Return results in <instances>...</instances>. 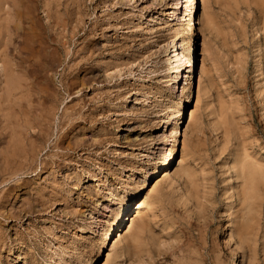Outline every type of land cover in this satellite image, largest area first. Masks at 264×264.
Segmentation results:
<instances>
[{
	"label": "rangeland",
	"instance_id": "obj_1",
	"mask_svg": "<svg viewBox=\"0 0 264 264\" xmlns=\"http://www.w3.org/2000/svg\"><path fill=\"white\" fill-rule=\"evenodd\" d=\"M3 1L12 15L1 17L22 28L12 63L27 89L26 123L0 127V264H264V0H207L204 36L191 13L202 0ZM37 37L61 43L54 65L39 63ZM46 112L50 135L32 160L26 142ZM92 112L97 121H75Z\"/></svg>",
	"mask_w": 264,
	"mask_h": 264
},
{
	"label": "bare ground",
	"instance_id": "obj_2",
	"mask_svg": "<svg viewBox=\"0 0 264 264\" xmlns=\"http://www.w3.org/2000/svg\"><path fill=\"white\" fill-rule=\"evenodd\" d=\"M10 1V0H9ZM68 1V0H67ZM84 1V0H83ZM82 1V2H83ZM5 1H3V0H0V21H3V23H0V31H2V32H4V33H6L5 34V38H3V36L1 37V34L2 33H0V127L2 126V128H4L3 130L4 131H7V127H8V125L10 126V124H11V126L13 127V124L12 123H15V124H17V125H21V123L23 122V111H24V107H23V105H22V103H21V100H23L24 98V96H23V94H24V89L26 88H24V87H22V82H20V80H21V64H14V63H12V62H14V61H16V59L17 58H19V59H22L21 57H20V55L22 54V48L23 47H25L26 48V46L24 45L23 47H21V45H22V43H23V36H22V33L21 32H19L22 28H21V25L18 23V24H14L9 18L8 19H5V18H3V17H1V12H3L2 11V8H4L3 10H4V13H6L7 15L9 14V15H12V14H10V10H6L5 9V7H1V5L4 3ZM6 2H8L7 0H6ZM136 2V1H135ZM195 2V1H194ZM194 2H193V5H194ZM202 2V5H203V8H201V6H200V9L198 8V9H196L195 8V6H194V8L192 9V11H191V13L192 14H194V21H193V24H192V27L194 26V27H196L197 28V35L198 36H204L205 35V28H204V23H205V21L207 20V18H208V14H209V11L207 10V0H202L201 1ZM23 3V2H22ZM61 3V2H60ZM59 3V4H60ZM13 4V7L14 8H17V7H19V5H20V0L19 1H16L15 2V0H14V2L12 3ZM52 4V3H51ZM70 4V3H69ZM74 4V3H73ZM76 4V3H75ZM74 4V5H75ZM82 4V3H81ZM10 5V4H9ZM47 5H49V4H47ZM56 5H57V3H56ZM77 5V4H76ZM192 5V6H193ZM3 6H4V4H3ZM12 6V5H11ZM46 6V5H45ZM61 6V5H60ZM79 6V5H78ZM189 6V5H188ZM199 6V5H198ZM197 6V7H198ZM10 7V6H9ZM47 7H49V6H47ZM51 7V6H50ZM70 7V6H69ZM12 8V7H11ZM25 8V7H24ZM52 8H54V7H52ZM58 8V7H57ZM9 9V8H8ZM18 9V8H17ZM16 9V10H17ZM45 9H47V8H45ZM51 9V8H50ZM191 9V8H190ZM189 9V10H190ZM15 10V9H14ZM49 9H47V11H48ZM70 9H68L67 7H65V13H67L66 14V21L63 23V27H64V29H65V31L67 30L68 31V27H69V22L71 21V20H69V14H70V16H71V13H70V11H69ZM210 10V9H209ZM45 11V10H44ZM51 11H53V9L51 10ZM55 12H57L56 10H54ZM58 11H59V9H58ZM62 11V10H61ZM188 11V10H187ZM12 12V11H11ZM18 12V11H17ZM20 12V11H19ZM50 12V11H49ZM54 12V13H55ZM189 12V11H188ZM207 12H208V14H207ZM13 13V12H12ZM21 13V12H20ZM58 13V12H57ZM50 14H52V13H50ZM56 14V13H55ZM190 14V13H189ZM22 15V14H21ZM17 16H18V14H17ZM48 16V15H47ZM51 16V15H50ZM65 16V15H64ZM193 16V15H192ZM6 17V16H5ZM49 17V16H48ZM52 17H53V14H52ZM51 17V18H52ZM56 17H59V16H57L56 15ZM50 18V19H51ZM53 18H55V17H53ZM64 18V17H63ZM190 18V17H189ZM57 19V18H56ZM60 19V18H59ZM73 19V18H72ZM20 20V19H19ZM18 20V21H19ZM48 20H49V18H48ZM54 20V19H53ZM67 20H69L68 22H67ZM74 20V19H73ZM191 20V19H190ZM209 25H212V24H214V18L212 19V18H210V16H209ZM49 22V21H48ZM189 22H191V21H189ZM215 22H216V20H215ZM50 23H52V22H50ZM47 24H49V23H47ZM73 24V23H72ZM190 24V23H189ZM42 25V24H41ZM46 25V24H45ZM46 26H48V25H46ZM59 26H61L60 25V23H58V22H54L53 21V23H52V28H53V30H51V29H49V30H51V31H55V28L57 27H59ZM50 27V26H49ZM112 27V26H111ZM98 28V27H97ZM210 29H211V27H209ZM208 28V29H209ZM74 29V28H73ZM209 29V30H210ZM38 30V29H37ZM59 30V29H58ZM57 30V31H58ZM60 30H61V28H60ZM92 30H94L93 28H92ZM96 30V29H95ZM98 30V29H97ZM180 30V29H179ZM212 30V29H211ZM216 30V29H215ZM23 31V30H22ZM40 31V30H39ZM63 31V30H62ZM37 32V31H36ZM61 32V31H60ZM179 32V31H178ZM66 33V32H65ZM88 33V32H87ZM51 34V33H50ZM58 34H60V33H58ZM61 34L63 35V33L61 32ZM60 34V35H61ZM68 34V33H67ZM90 34L92 35H94V37L92 38H90V39H92V40H89L90 41V45H91V43H93V42H95L97 39H96V36H97V34H95V31L93 32V31H91L90 32ZM178 34H181V33H178ZM4 35V34H3ZM34 35V34H33ZM56 35V33H53L52 34V37H56L55 36ZM57 36H59V35H57ZM67 36V35H66ZM174 36V35H173ZM175 36H176V34H175ZM196 36V35H195ZM85 37V36H84ZM177 37V36H176ZM175 37V38H176ZM181 37V36H180ZM50 38H51V35H50ZM67 38V37H66ZM75 38V37H74ZM80 38V37H79ZM87 38V37H86ZM178 38V37H177ZM183 38V37H182ZM33 39V38H32ZM31 39V40H32ZM34 39H35V37H34ZM82 39V38H81ZM80 39V40H81ZM39 40H41V37H37V41H36V47H39V49H38V54H39V57H40V59H39V63L40 64H42L44 61H46V62H50V61H52V63H53V65H54V62H53V57H55L54 56V53L56 52V50H60V47H61V43H57V39L56 38H54V42H55V44L54 45H49L47 48H46V45H41L40 43V41ZM62 40H64V39H62ZM26 41H28V40H26ZM30 41V40H29ZM51 41V40H50ZM67 41H69L68 39H67ZM85 41V40H84ZM92 41V42H91ZM182 41V40H181ZM35 42V41H34ZM59 42V41H58ZM64 41H62V43H63ZM71 42V41H70ZM86 42H87V40H86ZM85 42V43H86ZM31 43H33V41H31ZM58 45H57V44ZM73 43V42H72ZM24 44V43H23ZM26 44H27V42H26ZM67 44H69L68 42H66V43H64L63 44V48L65 47V46H67ZM81 44V43H80ZM94 44V43H93ZM29 45V44H28ZM27 45V46H28ZM33 45V44H32ZM70 45V44H69ZM68 45V46H69ZM77 45V44H76ZM182 45V44H181ZM34 46V45H33ZM52 46H54L53 47V49L51 48ZM81 46V45H80ZM110 46V45H109ZM121 46V45H120ZM29 47V46H28ZM78 47V46H77ZM95 47V48H94ZM94 47H92V49H91V51L88 49V51L89 52H91V56H88V54H87V59H85V60H87V62L89 63V59L90 58H92V56L96 53V50L98 51V50H100V48H97L96 46H94ZM104 47V46H103ZM66 48V47H65ZM111 48H113V47H111ZM70 49V48H69ZM83 49V48H82ZM81 49V50H82ZM37 50V49H36ZM63 50H65V49H63ZM145 50V49H144ZM183 50V49H182ZM204 50V49H203ZM65 51H67V50H65ZM69 51V50H68ZM80 51V50H79ZM79 51H77V52H79ZM84 51V50H83ZM112 51V50H111ZM167 51V50H166ZM81 52V51H80ZM146 52V51H145ZM176 52V51H175ZM203 52V51H202ZM63 53V52H62ZM101 53V52H100ZM111 53V52H110ZM122 53H124V52H122ZM31 54H33V53H30V55ZM56 54V53H55ZM74 54V53H73ZM97 54V53H96ZM103 54V53H102ZM34 55V54H33ZM33 55H31V56H33ZM63 55V54H62ZM67 55H69V54H67ZM78 55V54H77ZM135 55V54H134ZM139 55V54H138ZM141 55V54H140ZM201 55H203V53H201ZM37 56V55H36ZM66 56V55H65ZM64 56V57H65ZM75 56H76V54H75ZM97 56H98V54H97ZM81 57V56H80ZM95 57V56H94ZM142 57V56H141ZM144 57V56H143ZM55 58H57V57H55ZM54 58V59H55ZM58 58H60L61 59V57H58ZM83 58V57H82ZM99 58V57H98ZM130 58H132V57H130ZM135 58V57H134ZM84 59V58H83ZM139 59V58H138ZM137 59V60H138ZM170 59V58H169ZM48 60V61H47ZM58 60V59H57ZM91 60V59H90ZM176 60V59H175ZM178 60V59H177ZM37 61V60H36ZM127 61V60H126ZM146 61V60H145ZM170 61V60H169ZM172 61H173V59H172ZM85 62V61H84ZM83 62V63H84ZM138 62V61H137ZM168 62V61H167ZM178 62V61H177ZM51 63V64H52ZM59 63V62H58ZM75 63V65H76V62H74ZM78 63V62H77ZM99 63V62H98ZM116 63V62H115ZM166 63V62H165ZM168 63H170V62H168ZM40 64H37V63H35V65H36V67L39 69V70H41V68H42V66L40 65ZM85 64V63H84ZM93 64V63H92ZM119 64V63H118ZM130 64V63H129ZM128 64V65H129ZM147 64V63H146ZM178 64V63H177ZM44 65H46V64H44ZM53 65H52V68H53ZM78 65V64H77ZM77 65H76V67H77ZM80 65V64H79ZM78 65V66H79ZM87 66L85 67V68H87V70H90V69H92V66H91V64H86ZM115 65V64H114ZM121 65V64H120ZM124 65V64H123ZM123 65H121V66H123ZM141 65V64H140ZM193 65H195V64H193L192 63V61L191 60H189V59H185V64H184V67L185 68H189V69H191L192 67H193ZM46 66H48V65H46ZM50 66V65H49ZM58 66V65H57ZM71 66V65H70ZM107 66V65H106ZM119 66V65H118ZM130 66V65H129ZM75 67V66H74ZM73 66H72V68H74ZM109 67H110V65H109ZM117 67V66H116ZM31 68H32V66H31ZM34 68V67H33ZM32 68V69H33ZM70 68V67H69ZM101 68V67H100ZM115 68V67H114ZM126 68V67H125ZM128 68V67H127ZM177 68V67H176ZM184 68V69H185ZM105 69H106V67H105ZM120 69V68H119ZM129 69V68H128ZM43 70V69H42ZM47 70V69H46ZM45 70V71H46ZM71 70V69H70ZM122 70V69H121ZM32 71V70H31ZM44 71V72H45ZM105 71V70H104ZM110 71V70H109ZM117 71V70H116ZM119 71V70H118ZM132 71V70H131ZM178 71V70H177ZM181 71V70H180ZM179 71V72H180ZM185 71V70H184ZM34 72V71H33ZM43 72V71H42ZM44 72L42 73V74H44ZM121 72V71H120ZM186 72V71H185ZM206 72V71H205ZM71 73H73L72 72V70H71ZM132 73H133V71H132ZM199 73V72H198ZM197 74V73H196ZM39 75V74H38ZM132 75V74H131ZM45 76V75H44ZM68 76V75H67ZM88 76V75H87ZM111 76V75H110ZM119 76H121L120 74H119ZM196 76V75H195ZM41 77V76H40ZM66 76H64V78H65ZM115 77V76H114ZM198 77V84H200L202 81H203V74L200 72L197 76H196V78ZM48 78V77H47ZM187 79V78H186ZM22 81V80H21ZM23 89V90H22ZM27 89V88H26ZM26 89H25V91H26ZM100 90V89H99ZM42 91V90H41ZM43 92V91H42ZM140 92V91H139ZM199 92V91H198ZM27 93V92H26ZM40 94V93H39ZM48 96V95H47ZM102 97V96H101ZM50 97L48 96V99H49ZM44 99V98H43ZM53 99V98H52ZM101 99V98H100ZM45 100V99H44ZM103 101V100H102ZM24 103V102H23ZM48 103V102H47ZM40 104V103H39ZM25 105V104H24ZM33 105V104H32ZM44 105V104H43ZM96 105V104H95ZM100 106V105H99ZM27 108V107H26ZM34 108V107H33ZM82 108V107H81ZM31 109H32V107H31ZM30 109V110H31ZM95 109V108H94ZM93 109V110H94ZM99 109V108H98ZM100 109H102V107H100ZM27 111H28V109H26ZM29 110V111H30ZM49 110H50V108H49ZM77 110V109H76ZM79 110V109H78ZM81 110V109H80ZM26 111V112H27ZM28 111V112H29ZM84 111V110H83ZM82 111V112H83ZM38 112V111H37ZM48 113H49V111H47ZM47 112H46V114L45 115H42V114H39V115H37V116H39L38 117V119H37V125H36V127H34L35 129H33L34 131L33 132H29V135L31 136V137H34V141H29V139H27V141L28 142H26V144L28 143L29 144V146H28V144H27V146L28 147H30V152H29V158L30 159H34V157L36 156V155H38L41 151H43L44 150V144H45V141H46V139H48L47 137L50 135V120L48 119L49 117L47 116ZM77 112V111H76ZM79 112V111H78ZM193 112V111H192ZM30 113H31V111H30ZM29 113V114H30ZM66 113V112H65ZM100 113V112H99ZM98 113V114H99ZM194 113V112H193ZM193 113H191V115H190V120H189V125L191 124V122L193 121V118H194V115H192ZM38 114V113H37ZM67 114V113H66ZM74 114H76V113H74ZM78 114V113H77ZM76 114V115H77ZM101 114V113H100ZM25 115V114H24ZM36 115V114H35ZM41 115V116H40ZM49 115V114H48ZM65 115V114H64ZM70 115V114H69ZM73 114H71V116H72ZM97 115V114H96ZM50 116V115H49ZM68 115H65V117H67ZM99 116V115H98ZM75 117V116H74ZM96 117L97 116H95V113L94 112H92L91 114H86V113H81V116L78 118V117H76V119H75V121H79V120H82V121H85V122H94V121H97V119H96ZM63 118V117H62ZM69 117H67V119H68ZM101 118V117H100ZM36 119V118H35ZM65 119V118H64ZM64 119H62V120H64ZM25 121H26V119H24ZM49 120V121H48ZM61 120V119H60ZM66 120V119H65ZM70 120V119H69ZM12 122V123H11ZM71 122V121H70ZM24 123H26V122H23L22 124H24ZM77 124H79V122H74V123H72L70 126H72V128L74 129V128H76V125ZM19 125V126H20ZM28 125V124H27ZM66 125H67V123H66ZM65 125V126H66ZM189 125H188V127H189ZM15 126V125H14ZM23 126H25V125H23ZM63 126H64V121H61L60 122V124H59V126L58 127H60V128H63ZM17 127V126H16ZM57 127V128H58ZM11 128V127H10ZM20 128H22L21 126H20ZM32 128V127H31ZM72 128H68V130H66V132L64 131V133L63 134H61V135H59L58 137H57V140H56V147H59V145L60 144H62L63 142H64V139H66V137H67V135L68 134H71L70 132H71V130H72ZM15 129V128H14ZM18 129V128H17ZM25 129V128H24ZM64 129V128H63ZM29 130V129H28ZM1 131H2V129H1ZM1 131H0V133H1ZM10 131H14V132H10ZM26 130H24V132H25ZM9 132L11 133V137L13 136L12 134H20L21 135V133H22V130L20 129L19 130V132H21V133H19L18 131H16V130H13V129H9ZM23 132V133H24ZM28 132V131H27ZM51 132H53V131H51ZM4 133V132H3ZM185 133H186V130H185ZM2 134V133H1ZM24 134H26V132L24 133ZM54 134V133H53ZM10 135H9V133H8V135H7V137H9ZM15 137H19V135H14ZM14 136L12 137V138H8L9 139V141L10 140H12L13 138H14ZM22 136H23V134H22ZM25 136H27V134L25 135ZM71 136V135H70ZM4 137V136H3ZM5 137H6V135H5ZM54 137V136H53ZM101 137V136H100ZM0 138H1V135H0ZM19 138H22L21 136L19 137ZM18 138V139H19ZM27 138V137H26ZM26 138H24V139H26ZM30 138V137H29ZM105 138V137H104ZM3 139V138H2ZM31 139V138H30ZM52 139V138H51ZM19 140H22V139H19ZM98 140H100V138L98 139ZM104 140V139H103ZM13 141V140H12ZM12 141H10V142H12ZM17 142H18V140H16ZM15 141V142H16ZM22 141H24V140H22ZM48 141V140H47ZM9 142V143H10ZM14 142V141H13ZM14 142V143H15ZM20 142L21 141H19V144H20ZM8 143V144H9ZM97 143V142H96ZM103 143V142H102ZM2 144V143H1ZM12 144V143H11ZM17 145H18V143H17ZM46 145V144H45ZM70 145H72V144H70ZM98 145V144H97ZM13 146V145H12ZM16 146V145H15ZM20 146V145H19ZM44 146V147H43ZM21 147V146H20ZM22 147H24V145H22ZM28 147L26 148V147H24V149L26 148V149H28ZM55 147V148H56ZM60 147H61V145H60ZM76 147V146H75ZM98 147V146H97ZM4 148V147H3ZM8 148V147H7ZM21 149V148H20ZM19 148H18V151L20 150ZM25 149V150H26ZM47 149V148H46ZM13 150V149H12ZM23 152H22V154H24V150H22ZM42 153V152H41ZM17 155H18V153H17ZM20 155V154H19ZM27 155V154H26ZM54 155H56V154H54ZM22 156V155H21ZM25 156V155H24ZM23 156V157H24ZM28 156V155H27ZM40 156V155H39ZM13 157V156H12ZM23 157H21V158H23ZM38 157V156H37ZM64 157V156H63ZM20 158V157H19ZM25 158H26V160H28L29 161V158H27L26 156H25ZM61 158H62V156H61ZM166 157H163V160L165 159ZM161 159V158H160ZM7 160H9V159H7ZM6 159H5V162L7 161ZM13 160V159H12ZM15 160V159H14ZM35 160V159H34ZM168 160V159H167ZM18 161V160H17ZM21 161H22V159H21ZM52 161H53V159H52ZM159 161V160H158ZM162 161V160H161ZM11 161H8V162H6L7 164L8 163H10ZM19 162V161H18ZM23 162V161H22ZM6 163H5V165H6ZM13 163V162H12ZM17 163V162H16ZM23 163H25V162H23ZM23 163H21L22 165H23ZM32 163V162H31ZM31 163H29L30 165H31V167H32V164ZM53 163V162H52ZM164 162L162 161L161 162V164H163ZM2 164V163H1ZM54 165H55V163H53ZM19 165H20V163H19ZM26 165H28V164H26ZM30 165H28V166H30ZM43 165V164H42ZM3 166H4V163H3ZM10 166V165H9ZM11 166H12V164H11ZM21 166V165H20ZM5 167V166H4ZM27 167V166H26ZM34 167V166H33ZM47 167H48V165L47 164H45V165H43V168H42V170H46L47 171ZM159 167V166H158ZM7 168H8V166H7ZM6 167L4 168V171H6L5 169H7ZM12 168V167H11ZM24 168V167H23ZM2 170V169H1ZM9 170H10V168H9ZM8 171V170H7ZM12 171H13V169H12ZM1 172H3V170L1 171ZM4 173V172H3ZM6 173V172H5ZM251 184V183H250ZM54 187V186H53ZM55 189H56V187H54ZM54 192V191H53ZM55 193V192H54ZM56 194V193H55ZM142 200V201H141ZM140 201H138L136 204H135V206H137L136 208H134L135 209V211L134 212H136V216L131 220V222H134L136 219V217L137 216H140L141 214H142V212H143V209L145 208V206L147 205V198H145V199H141ZM123 208V207H122ZM127 207L125 206V212H127ZM131 210V209H130ZM132 211V210H131ZM122 212V211H121ZM124 215V214H123ZM121 223V222H120ZM119 223V224H120ZM118 225V224H117ZM117 227V226H116ZM112 229H114V228H112ZM122 236V235H121ZM115 242H118V240L117 241H115ZM119 244V243H118Z\"/></svg>",
	"mask_w": 264,
	"mask_h": 264
}]
</instances>
